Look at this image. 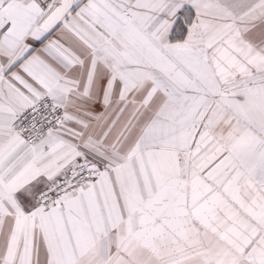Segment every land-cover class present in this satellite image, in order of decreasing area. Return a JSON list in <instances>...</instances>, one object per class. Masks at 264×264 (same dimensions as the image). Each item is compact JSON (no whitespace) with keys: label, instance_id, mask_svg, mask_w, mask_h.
<instances>
[{"label":"snow or ice","instance_id":"obj_1","mask_svg":"<svg viewBox=\"0 0 264 264\" xmlns=\"http://www.w3.org/2000/svg\"><path fill=\"white\" fill-rule=\"evenodd\" d=\"M0 264H264V0H0Z\"/></svg>","mask_w":264,"mask_h":264}]
</instances>
